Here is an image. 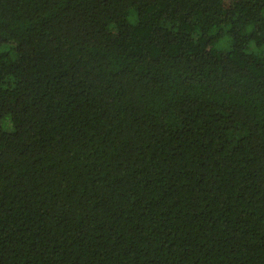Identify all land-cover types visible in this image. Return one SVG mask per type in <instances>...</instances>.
<instances>
[{"label":"trees","instance_id":"trees-1","mask_svg":"<svg viewBox=\"0 0 264 264\" xmlns=\"http://www.w3.org/2000/svg\"><path fill=\"white\" fill-rule=\"evenodd\" d=\"M0 264H264V0H0Z\"/></svg>","mask_w":264,"mask_h":264},{"label":"rangeland","instance_id":"rangeland-1","mask_svg":"<svg viewBox=\"0 0 264 264\" xmlns=\"http://www.w3.org/2000/svg\"><path fill=\"white\" fill-rule=\"evenodd\" d=\"M5 127H6L7 129H10V124H9L8 121H6V123H5Z\"/></svg>","mask_w":264,"mask_h":264}]
</instances>
